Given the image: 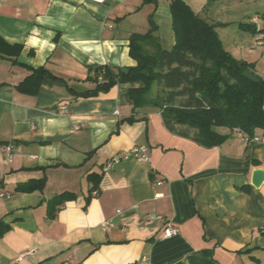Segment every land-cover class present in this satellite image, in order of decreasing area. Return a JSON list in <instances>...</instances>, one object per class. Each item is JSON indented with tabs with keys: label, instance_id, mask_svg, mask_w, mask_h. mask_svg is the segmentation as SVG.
Segmentation results:
<instances>
[{
	"label": "crops",
	"instance_id": "0c3cea01",
	"mask_svg": "<svg viewBox=\"0 0 264 264\" xmlns=\"http://www.w3.org/2000/svg\"><path fill=\"white\" fill-rule=\"evenodd\" d=\"M156 1L0 0V37L22 48L0 55V223L9 227L0 264H264V184L251 185L264 170L260 132L204 148L171 133L159 108L134 107L130 90L141 82L75 95L95 89L97 67L136 66L130 38L149 31L153 13L159 48L174 47L170 0ZM183 1L213 24L228 3L242 2ZM39 68L56 78L37 95L20 92ZM140 146L146 161L132 154ZM92 173L102 178L90 193ZM31 181L43 189L15 192ZM62 194L75 199L50 218L49 202ZM167 223L178 234L163 239Z\"/></svg>",
	"mask_w": 264,
	"mask_h": 264
},
{
	"label": "trees",
	"instance_id": "16d2710c",
	"mask_svg": "<svg viewBox=\"0 0 264 264\" xmlns=\"http://www.w3.org/2000/svg\"><path fill=\"white\" fill-rule=\"evenodd\" d=\"M215 1L208 0V3ZM146 2L158 4L156 0ZM170 10L175 36L171 50L159 48L153 13L149 17V31L130 38V55L136 66L116 70L109 66L97 67L89 78L95 89L75 95L95 97L118 84L141 82L143 87L130 90L134 107L159 108L164 125L171 133L201 147H219L236 131L247 141L253 140L258 132L264 137V79L255 75L253 64L238 61L226 51L217 32L219 24L201 18L183 0H170ZM240 28L252 33L258 31L252 24H241ZM149 43L156 44L154 52L146 49ZM21 49L0 37V55L17 57ZM245 71L260 78V82L245 78ZM31 72L17 87L22 93L37 95L46 77L56 78L45 68L31 69ZM154 88L156 95L150 101L148 94ZM220 129L228 130L229 134L221 133ZM101 178L96 173L88 175L92 185L90 193L98 191ZM43 187L44 181H31L18 185L15 192L33 193ZM250 189L249 185L242 188L243 191ZM73 199L72 194L52 198L48 216L55 218L57 208ZM8 229L0 223V238Z\"/></svg>",
	"mask_w": 264,
	"mask_h": 264
},
{
	"label": "rangeland",
	"instance_id": "374dc122",
	"mask_svg": "<svg viewBox=\"0 0 264 264\" xmlns=\"http://www.w3.org/2000/svg\"><path fill=\"white\" fill-rule=\"evenodd\" d=\"M228 6L215 17L224 48L236 60L253 64L255 75L264 79V47L258 44V40L264 37V32L259 31L264 30V0L235 1ZM241 24H252L258 31L243 30ZM222 130L225 129L219 131L222 133Z\"/></svg>",
	"mask_w": 264,
	"mask_h": 264
},
{
	"label": "built area",
	"instance_id": "2783aa9c",
	"mask_svg": "<svg viewBox=\"0 0 264 264\" xmlns=\"http://www.w3.org/2000/svg\"><path fill=\"white\" fill-rule=\"evenodd\" d=\"M258 44L261 47H264V37L258 40ZM240 138H243L241 133L237 134ZM5 151L7 152V159H6V163H10L12 160V149L10 147H5ZM132 154L140 161H146L147 160V156H146V148L144 146H140V147H136L132 150ZM120 162V158L116 157L112 162H110L107 167H113L114 164H118ZM159 220H161V218H158ZM112 225L109 223H104L103 227L104 229H108L109 227H111ZM178 234V228L173 226L171 223H167L166 227L163 231V239H170L174 236H176ZM23 257V256H21Z\"/></svg>",
	"mask_w": 264,
	"mask_h": 264
},
{
	"label": "water",
	"instance_id": "95a60500",
	"mask_svg": "<svg viewBox=\"0 0 264 264\" xmlns=\"http://www.w3.org/2000/svg\"><path fill=\"white\" fill-rule=\"evenodd\" d=\"M243 76L252 82L255 83L260 82V78L253 75L250 71H245L243 73ZM263 184H264V170L262 169L255 170L252 174L251 185L256 189H259Z\"/></svg>",
	"mask_w": 264,
	"mask_h": 264
}]
</instances>
